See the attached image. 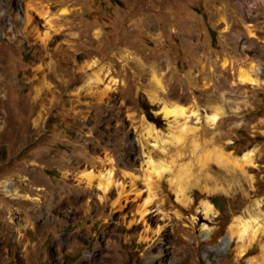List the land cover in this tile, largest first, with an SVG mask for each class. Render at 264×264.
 Listing matches in <instances>:
<instances>
[{
  "label": "rangeland",
  "instance_id": "obj_1",
  "mask_svg": "<svg viewBox=\"0 0 264 264\" xmlns=\"http://www.w3.org/2000/svg\"><path fill=\"white\" fill-rule=\"evenodd\" d=\"M243 70L256 83L238 82ZM162 101L198 115L169 129ZM215 196L223 211L207 213ZM256 261L264 0H0V264Z\"/></svg>",
  "mask_w": 264,
  "mask_h": 264
},
{
  "label": "bare ground",
  "instance_id": "obj_2",
  "mask_svg": "<svg viewBox=\"0 0 264 264\" xmlns=\"http://www.w3.org/2000/svg\"><path fill=\"white\" fill-rule=\"evenodd\" d=\"M7 4H9V1H7ZM1 7L3 9H5L6 6H4L2 4V2H1ZM46 37H47V34H45V38ZM90 66L91 67H94V70H93V72L91 74V77L95 81H100L101 80V77H102V74L104 76V74L106 75L108 73V70L105 69V67L103 65H99L98 61H92L91 64H90ZM254 70H256V69H254ZM237 81L240 82L241 84H245V83H251V84H253V83H256V79L254 77V74L247 73L244 70L240 73V75H238ZM154 83H155V86L157 88L158 87L159 88H162V86H161L162 85V82L160 80H154ZM100 92H103V91H100ZM100 92H98V93H100ZM161 104H162L161 111H163L164 115L168 119L169 129H172V126H173L170 123L171 122L169 120L170 118H172L173 120H177V118H179V117H189V116L191 117L193 115L194 116L195 115L196 116L198 115V111L197 110L192 109V108H188V107L183 106L181 104H169V103L163 102V101H162ZM188 113H190V115ZM219 117H220V113L219 112L212 111L211 113L207 114V123H209L212 126L214 123H216V121L219 119ZM182 125H183V123H177L176 122V124L173 127H179V128H181L183 130V127L184 126H182ZM142 127H143V134H144V136L147 137V139L148 138H153V139H157V140L159 139V137L161 135V131L159 129H157L154 126V124H152L151 122H149L148 120H146L144 117L142 118ZM253 152H254V149L247 150L246 152H244L240 156L239 161H241L244 164H248L252 160ZM227 156L228 155L225 154V152H223L222 150H218L217 151L216 159H222V157H227ZM162 164L163 163H159L158 165L155 166V171L157 172V174H160V172H162L164 170V168L162 167ZM110 173H111L110 171H107L104 175H101L99 177L98 186H102V188L106 189V186L109 184V178L111 176ZM103 181H105V182L103 183ZM179 195H180V197H178V198H180V201L181 202H183V203H189L190 197L188 195H186V193L184 191H179ZM202 203H203V208L205 209V211L207 213H213V212H215V210H214L215 208H214V206H213V204L211 202H209V201H203ZM240 224H241V220L235 219L234 222H233V224H232V226H231V228H232V230H234L235 232H237L239 234V237L240 238H243L244 231H242V232L239 231V226H241ZM227 243H228V239H224L223 240V245H225ZM244 250H245V248L243 246H240V252L243 253ZM253 264H261V262L256 261Z\"/></svg>",
  "mask_w": 264,
  "mask_h": 264
},
{
  "label": "trees",
  "instance_id": "obj_3",
  "mask_svg": "<svg viewBox=\"0 0 264 264\" xmlns=\"http://www.w3.org/2000/svg\"><path fill=\"white\" fill-rule=\"evenodd\" d=\"M144 109H145V114H146V116L151 120V121H153V122H155L157 125H158V118H153L152 117V113H151V108H150V106L147 104V103H145L144 104ZM210 202L215 206V207H217V209L219 210V211H223V202H222V198H220V197H217V196H215V197H211L210 198Z\"/></svg>",
  "mask_w": 264,
  "mask_h": 264
}]
</instances>
